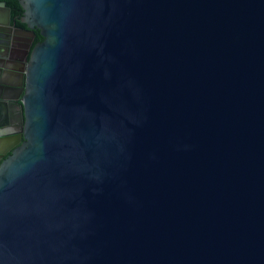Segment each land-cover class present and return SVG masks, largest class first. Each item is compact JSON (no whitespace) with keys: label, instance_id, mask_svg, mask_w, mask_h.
Returning a JSON list of instances; mask_svg holds the SVG:
<instances>
[{"label":"water","instance_id":"obj_1","mask_svg":"<svg viewBox=\"0 0 264 264\" xmlns=\"http://www.w3.org/2000/svg\"><path fill=\"white\" fill-rule=\"evenodd\" d=\"M5 1L0 264H264V0Z\"/></svg>","mask_w":264,"mask_h":264},{"label":"flooded vegetation","instance_id":"obj_2","mask_svg":"<svg viewBox=\"0 0 264 264\" xmlns=\"http://www.w3.org/2000/svg\"><path fill=\"white\" fill-rule=\"evenodd\" d=\"M22 18V16H21ZM21 20V19H20ZM21 22V21H20ZM10 23L12 24L13 28H21V27H16L15 23L12 22L11 17H10ZM22 28H25L22 27ZM34 36L35 33H38V31H34ZM11 42H10V47H11V52H10V56L14 59H20V62H13V67L19 68L20 67V63H22V61H24V57L22 54V47L26 46L28 41L31 40L32 38L30 37V35L27 33H23V34H18V33H12L11 32ZM34 38V37H33ZM33 40V39H32Z\"/></svg>","mask_w":264,"mask_h":264},{"label":"trees","instance_id":"obj_3","mask_svg":"<svg viewBox=\"0 0 264 264\" xmlns=\"http://www.w3.org/2000/svg\"><path fill=\"white\" fill-rule=\"evenodd\" d=\"M20 0H6L5 4L10 10V17L12 22L15 23L16 27H24V25L20 22L21 16L23 14V10L19 4ZM43 38L39 35V33H35V36L31 43V48L36 44L42 42Z\"/></svg>","mask_w":264,"mask_h":264}]
</instances>
